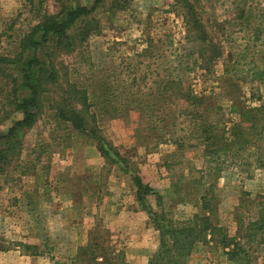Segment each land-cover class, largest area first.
<instances>
[{
	"label": "rangeland",
	"instance_id": "1",
	"mask_svg": "<svg viewBox=\"0 0 264 264\" xmlns=\"http://www.w3.org/2000/svg\"><path fill=\"white\" fill-rule=\"evenodd\" d=\"M111 1L0 0V52H9L38 15L79 3L94 7L86 15L93 28L87 45L60 53L76 77L91 81L105 64L107 74L121 71L128 90L147 93L155 92L157 78L179 77L203 97L197 107L204 122L220 130L243 119L242 107L264 105V0H190L203 41L190 38L194 31L188 33L172 0H126L124 9ZM12 88L0 79V148L2 135L21 118L9 101ZM164 107L173 124L160 141L153 133L136 138L134 110L128 119L98 118L119 154L115 162L100 154L91 135L47 110L22 129L19 148L0 168V264H97L91 249L101 264H150L158 254L159 264H167L172 250L161 251L160 230L136 199L135 176L157 190L146 202L165 222L198 227L178 264H264V165L258 162L264 129L222 161L203 151L196 122Z\"/></svg>",
	"mask_w": 264,
	"mask_h": 264
},
{
	"label": "trees",
	"instance_id": "2",
	"mask_svg": "<svg viewBox=\"0 0 264 264\" xmlns=\"http://www.w3.org/2000/svg\"><path fill=\"white\" fill-rule=\"evenodd\" d=\"M123 2L126 0L111 1L114 8L118 9L126 7ZM172 4L175 8H179L188 33L191 30L194 31L190 33V38L195 37L203 41L206 36L204 25L201 17L193 8V2L172 0ZM93 8L79 5V3H63L56 12H44L38 15L37 22L33 23L18 38L9 52H0V79L11 82L13 88L9 94L11 97L9 101L11 100L14 110L21 113V118L9 126L7 132L2 135L4 145L0 148V168L3 167L2 160L8 159V154L11 155L15 148H19V132L22 129L31 128L46 110L50 117L59 119L78 132L91 135L99 144L100 154L109 155L111 162L118 161L115 155L119 154L99 128L98 118L104 115L109 118L128 119L130 112L134 110L138 113V123L134 128V133L135 136L140 135L136 138L141 139L142 136L146 138L153 133L156 134L157 141H160L167 138L165 136L168 132H172L168 127L173 124V121L168 124V114L165 112L167 114L165 115L161 109L164 106V109L174 108L178 118L189 117L196 122L203 151L217 157L223 155L222 161L246 148L250 142V135L262 134L264 105L242 107L239 114L243 115L241 117L243 119L239 122L233 121L229 128L220 130L216 128L217 123L204 122L202 113L197 107L203 97L193 94L179 77L166 75V77L157 78L153 81L154 93L143 92L139 87L136 91L130 88L128 90L129 84L126 85L128 82L120 78L121 71H116L113 75L107 74L103 72L105 64L100 65L99 70L96 69L99 75L91 81H88L87 77L83 79L76 77L70 69L71 62H65L60 57V53L70 54L72 51L82 50V47L87 45L93 28L91 27L92 20L86 15L91 13ZM79 18L82 21L80 23H78ZM212 45L218 46L216 43ZM91 66L94 64L92 63ZM11 68L15 70V73L12 74ZM260 73L264 74V72ZM144 80L143 76L142 81ZM131 84L136 85L135 77ZM145 97L148 98L147 102H144ZM183 122L180 120V123ZM258 127L259 130H257ZM253 140L256 141V138ZM176 144L182 145L181 141ZM258 156L259 164L264 165V159L261 160L264 158L263 155ZM133 179L137 186L136 199L150 214L155 227L160 230L161 251L172 250L167 258V264H178L191 250L193 239L196 237L195 233L198 230L197 225L185 224L173 227L172 221L165 222L162 211L157 213L146 202V196L155 194L157 190L143 183L138 176ZM167 234L172 238V243L169 245L166 241ZM227 241L223 237L221 242L226 243ZM90 251L91 260L101 264L97 260L98 257L94 255V249ZM232 253L235 255L237 248H234ZM158 256L159 254L152 259L150 264H159Z\"/></svg>",
	"mask_w": 264,
	"mask_h": 264
}]
</instances>
